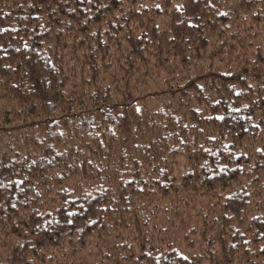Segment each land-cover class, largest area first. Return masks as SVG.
Returning a JSON list of instances; mask_svg holds the SVG:
<instances>
[{
	"label": "trees",
	"instance_id": "obj_1",
	"mask_svg": "<svg viewBox=\"0 0 264 264\" xmlns=\"http://www.w3.org/2000/svg\"><path fill=\"white\" fill-rule=\"evenodd\" d=\"M0 264H264V0H0Z\"/></svg>",
	"mask_w": 264,
	"mask_h": 264
},
{
	"label": "rangeland",
	"instance_id": "obj_2",
	"mask_svg": "<svg viewBox=\"0 0 264 264\" xmlns=\"http://www.w3.org/2000/svg\"><path fill=\"white\" fill-rule=\"evenodd\" d=\"M203 54V53H202ZM210 55H208V56H206L205 58H204V60H205V62L206 63H204V62H202L203 63V66L205 65L206 66V64H208V57H209ZM201 63V64H202ZM196 65H199V62H198V59L197 60H195L194 61V65L192 66V68H191V72L192 71H194L195 72V70L197 69L196 68ZM202 66V65H201ZM182 74L184 75V76H186V77H188V76H190L188 73H187V70L186 71H184V72H182ZM162 82H164L165 83V80L163 79L162 80ZM154 84H155V86L156 87H159V85H160V80H158L157 82H154ZM154 86V87H155ZM184 220H185V223L183 224V233H184V231L185 232H187V231H189V228H191V227H193V225L194 226H196V227H198V222L196 221V220H192L191 219V217L189 216V215H186L185 217H184ZM182 235V234H181ZM180 235V236H181ZM195 241H197V240H195ZM179 250H180V252L183 254V255H189V254H196V253H199L200 252V249L199 248H196V249H190V248H188L187 246H185V244L184 243H182V244H179Z\"/></svg>",
	"mask_w": 264,
	"mask_h": 264
}]
</instances>
